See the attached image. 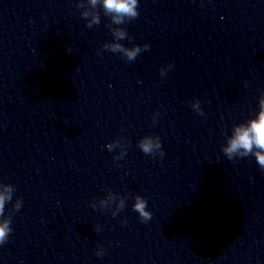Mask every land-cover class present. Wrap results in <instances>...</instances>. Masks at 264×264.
<instances>
[{
    "label": "clouds",
    "instance_id": "obj_1",
    "mask_svg": "<svg viewBox=\"0 0 264 264\" xmlns=\"http://www.w3.org/2000/svg\"><path fill=\"white\" fill-rule=\"evenodd\" d=\"M76 7L83 9L81 16L86 19V26L88 28L101 23L98 8H102L103 15L109 18L110 23L108 27L114 39L111 42L103 44V50L119 53L126 60L134 61L141 52L147 51L150 48L147 43L142 46L133 45L132 47H126L119 42L125 38L131 39L128 37L127 31L120 27V25L135 20L139 16V0H77ZM172 67V64L167 66L168 69ZM166 71L167 69L161 68V76L166 75ZM191 107L199 115H204L199 100L192 101ZM157 116L158 113L154 115L153 123L156 122ZM137 146L145 155L155 157L159 153L161 157L164 156L159 136L146 135L138 141ZM104 147L109 152L120 149L113 157L116 161L123 159L127 154V145L123 138L114 140ZM221 151L229 160L245 158L250 155L254 156L260 170L264 171V91H261L258 98V111L245 122L232 126L231 134L226 136V143L221 146ZM14 192V185L0 182V245L8 241L9 234L12 232L10 226L11 215H5V206L12 201ZM133 200L132 209L138 213L140 221L146 223L151 220L152 212L148 210L147 200L139 194H135ZM126 201V196H120L108 190L106 196L99 199L98 204L101 209H108L115 204V207L111 208V215L116 217L118 213L124 210ZM22 204V199L17 198L13 205L14 210L18 211L22 207ZM90 207L95 210L97 202H91ZM123 223H127L126 218ZM95 230L99 232L101 230L100 225H97ZM104 254L105 249L98 247L96 255L103 256Z\"/></svg>",
    "mask_w": 264,
    "mask_h": 264
}]
</instances>
